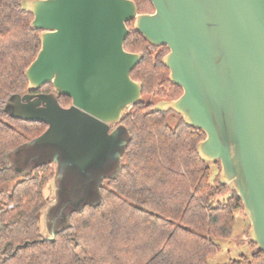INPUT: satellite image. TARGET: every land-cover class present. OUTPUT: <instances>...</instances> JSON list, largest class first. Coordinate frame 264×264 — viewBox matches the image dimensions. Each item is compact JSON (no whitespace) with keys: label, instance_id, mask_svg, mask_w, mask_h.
<instances>
[{"label":"water","instance_id":"obj_1","mask_svg":"<svg viewBox=\"0 0 264 264\" xmlns=\"http://www.w3.org/2000/svg\"><path fill=\"white\" fill-rule=\"evenodd\" d=\"M150 1L152 13H139L133 0H21L41 45L24 70L27 91L11 94L4 110L45 123L31 141L60 147L85 169L115 146L112 127L141 99V83L130 73L142 55L124 49L133 20L145 40L168 48L162 61L182 88L152 110H174L205 133L199 155L219 161L218 180L240 197L249 240L264 252V0ZM48 83L51 91L33 92ZM59 95L71 104L60 105ZM121 159L122 152L109 176ZM84 204L69 207L66 225Z\"/></svg>","mask_w":264,"mask_h":264},{"label":"trees","instance_id":"obj_2","mask_svg":"<svg viewBox=\"0 0 264 264\" xmlns=\"http://www.w3.org/2000/svg\"><path fill=\"white\" fill-rule=\"evenodd\" d=\"M139 13H152L150 0H133ZM21 0H0V264H207L219 251L215 239L233 236L236 211L243 209L234 189L218 180L219 161H205L197 150L205 133L187 124L174 110H152L173 100L182 88L169 79L162 59L165 45L155 46L126 23L128 52L141 59L131 71L141 83V99L122 117L127 132L120 170L104 177L96 204L72 211L69 224L43 236L39 212L55 164H36L19 174L8 154L39 136L47 127L11 117L6 99L27 91L24 74L40 49V29L30 26L32 13ZM45 84L33 92H49ZM60 105L71 100L59 95ZM250 255L224 264H264V252L247 239Z\"/></svg>","mask_w":264,"mask_h":264},{"label":"rangeland","instance_id":"obj_3","mask_svg":"<svg viewBox=\"0 0 264 264\" xmlns=\"http://www.w3.org/2000/svg\"><path fill=\"white\" fill-rule=\"evenodd\" d=\"M51 91V90H50ZM128 108L127 112L129 111ZM116 131V143L96 160L92 161L85 169L77 168L62 149L54 144L38 145L33 141L21 145L8 154V160L19 174H26L38 163L50 161L55 164V177L45 190L46 205L39 212V227L43 236L48 237L53 231L64 227L67 222L63 216L68 214L69 207L75 203L93 204L98 201L99 187L104 176L113 174L117 168L118 159L127 134L120 124L113 127ZM214 174L218 171L220 176L221 165L214 167ZM250 222L244 210L236 211V218L232 235L235 236L242 230L240 242L228 239H215L219 244V251L208 256L207 264H224L231 259L238 258L241 254L250 255L252 250L247 244L249 239Z\"/></svg>","mask_w":264,"mask_h":264},{"label":"flooded vegetation","instance_id":"obj_4","mask_svg":"<svg viewBox=\"0 0 264 264\" xmlns=\"http://www.w3.org/2000/svg\"><path fill=\"white\" fill-rule=\"evenodd\" d=\"M70 104H71V102H70ZM70 104H69V105H70ZM112 128H113V127H112ZM112 128H111V129H112Z\"/></svg>","mask_w":264,"mask_h":264}]
</instances>
